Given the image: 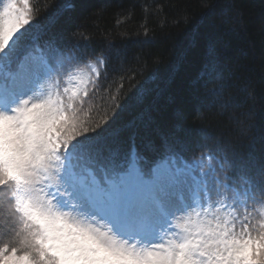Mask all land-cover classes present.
Here are the masks:
<instances>
[{"label": "snow or ice", "instance_id": "snow-or-ice-1", "mask_svg": "<svg viewBox=\"0 0 264 264\" xmlns=\"http://www.w3.org/2000/svg\"><path fill=\"white\" fill-rule=\"evenodd\" d=\"M76 9L41 20L31 0H0V264H264V136L258 152L252 106L237 111L253 83L226 75L215 9L154 87L128 96L121 76L96 104L119 52L74 28ZM194 57L186 108L227 116L238 140L186 126V109L156 115Z\"/></svg>", "mask_w": 264, "mask_h": 264}, {"label": "trees", "instance_id": "trees-1", "mask_svg": "<svg viewBox=\"0 0 264 264\" xmlns=\"http://www.w3.org/2000/svg\"><path fill=\"white\" fill-rule=\"evenodd\" d=\"M31 3L40 9L38 18L43 20L47 15L45 9L50 12L64 0H31ZM76 4L74 28L83 31L95 46L112 45L113 52H119L108 65L107 80L105 70L101 69V91L92 98L93 104L104 95V88L114 90L121 76L128 96L146 82L154 87L159 81L153 82L150 78L153 74L163 77L168 72L183 34L209 8H214L216 15L207 31L222 43L227 42L226 75L233 82L250 77L253 83L254 104L249 100L237 111H247L252 106V118L258 126L256 147L260 151L264 136V0H76ZM237 16L235 30L230 23H224ZM198 70L199 60L194 57L160 96L156 115L166 120L175 109H186V126H207L214 135L223 133L238 140L227 116L215 115L214 111H205L200 116L194 108H186V94ZM129 77L133 78L129 81ZM169 97L173 98L171 103Z\"/></svg>", "mask_w": 264, "mask_h": 264}]
</instances>
